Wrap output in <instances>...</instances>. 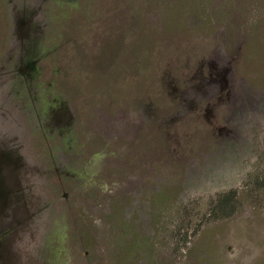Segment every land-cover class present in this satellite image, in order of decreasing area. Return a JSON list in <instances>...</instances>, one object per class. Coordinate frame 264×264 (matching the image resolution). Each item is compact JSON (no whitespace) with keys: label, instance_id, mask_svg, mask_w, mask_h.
<instances>
[{"label":"rangeland","instance_id":"rangeland-1","mask_svg":"<svg viewBox=\"0 0 264 264\" xmlns=\"http://www.w3.org/2000/svg\"><path fill=\"white\" fill-rule=\"evenodd\" d=\"M0 264H264V0H0Z\"/></svg>","mask_w":264,"mask_h":264}]
</instances>
